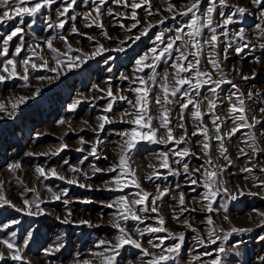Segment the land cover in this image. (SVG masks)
<instances>
[{"label":"rangeland","instance_id":"obj_1","mask_svg":"<svg viewBox=\"0 0 264 264\" xmlns=\"http://www.w3.org/2000/svg\"><path fill=\"white\" fill-rule=\"evenodd\" d=\"M36 2L45 6L35 17L0 23V75L7 77L0 82V104L4 105L0 110V252L4 259L0 264H106L113 256L115 264H149L179 243L181 233L180 251L161 264H211L214 259H220L221 264H264V0H201L195 15L206 24V10L213 7L215 46L207 43L213 35L208 27L200 29V36L190 38L188 25L193 14L182 13L192 0H75L64 15L60 13L70 0H30L25 6ZM134 2L141 7L133 9L130 5ZM239 8L245 12L241 14ZM5 10L0 8V14ZM229 17L232 23L225 25ZM16 28L22 32L4 45L3 40ZM241 30L243 38L238 35ZM158 35L161 40L156 39ZM177 35L182 40L175 41L171 57L165 53L155 59ZM49 40L58 52L48 47ZM194 42H198L197 48L192 47ZM4 47L8 48L6 56ZM238 47L243 49L239 53ZM17 48L21 49L19 55ZM181 52L187 55L186 61L179 59ZM9 59L16 62L15 75H10L11 66L9 72L4 71ZM196 59L199 71L210 75L197 77L195 69L181 73L192 83L172 96L179 77L171 65L187 66ZM212 59L218 62L217 68L209 63ZM24 60L29 64L25 66ZM57 60L62 63L57 65ZM52 68L56 71H50ZM153 73L154 80L150 79ZM165 73L167 101L161 87ZM25 74L27 80L22 79ZM140 78L146 83L141 84ZM137 88L139 93L134 91ZM109 89L112 96H108ZM145 90V118L153 117L151 127L157 129V140L162 142L140 140L129 149L125 144L128 137L122 133L132 128L148 131L129 123L140 110L137 100L144 103ZM184 92L193 99L187 109L181 108L189 99ZM121 96L126 99H119ZM240 100L244 111L233 112L232 105L239 109ZM76 101V108L70 109ZM110 103L112 111L108 112ZM197 103L199 119L193 115ZM13 104L18 106L13 108ZM165 109L173 140H168L162 127L160 117ZM241 115L246 119H238ZM101 116L112 120L103 129L99 128ZM204 144L209 145L207 150ZM221 145L226 152L221 151ZM185 150L186 155H177ZM164 154L168 167L163 166ZM122 155L127 167L112 171ZM16 163L21 167L10 169ZM38 168L45 175H40ZM52 169L57 175H52ZM205 170L218 173L213 189L227 188L228 193L221 191L206 199L210 190L205 187ZM144 193L149 194L144 204H131ZM181 194L183 205L179 203ZM122 197L128 199L140 221L120 219L116 202ZM210 202L218 211L206 210ZM145 206L158 211H141ZM209 217L212 225L207 223ZM116 223L142 247L114 249L121 235ZM149 227L166 231L149 232ZM233 228L248 231L232 232ZM213 229L214 235H210ZM5 239L15 248L8 249L2 242ZM59 245L62 247L55 251ZM221 247L224 253L218 251ZM17 249L21 259L13 260ZM49 249L54 254H49ZM145 249L150 255H144Z\"/></svg>","mask_w":264,"mask_h":264},{"label":"snow or ice","instance_id":"obj_2","mask_svg":"<svg viewBox=\"0 0 264 264\" xmlns=\"http://www.w3.org/2000/svg\"><path fill=\"white\" fill-rule=\"evenodd\" d=\"M46 2L50 3L51 0H46ZM100 2L104 3L105 0H100ZM119 2H120V0H117V3H119ZM254 2H258V0H254ZM27 3H30V0H0V8L6 9L2 14H0V23L11 21V20H13L16 17H20L21 22H22L24 16L35 17L37 15V13L40 12L41 8L45 6L44 3L36 2V3L32 4V6L29 7V6H25ZM200 3H201V0H192V3L187 8V11L182 13L183 15H188L189 13L193 14L191 23L188 25V27L190 29L189 36H190V38L194 37V36H200L201 35L200 29L203 28V27H208V28H210V30L213 33V35L210 37V39L207 41V43L209 45L215 46L217 44L218 37L215 34L216 33V28L212 27V23H213V21H212V13H213L214 9H213V7H208L207 8L206 17H204V19H206V24H201L200 20L202 18L195 15V13L199 11ZM213 3H214V0H213ZM73 4H75V0H70V2L68 4V7H66L64 9V11L61 12L60 14L64 15L68 11V8H70ZM130 6L133 9L141 7L140 4L135 3V2L132 3ZM168 10L172 11V6L171 5L169 6ZM238 11L241 14H243L245 12V9L239 8ZM96 12H97V14L99 13V8L96 9ZM132 16H133V18H135L136 13L133 12ZM230 23H232L231 17H229V18L224 20V24L225 25L230 24ZM89 26H91V25H89ZM59 27L60 28L64 27L63 22L60 23ZM72 31L75 32L77 30L75 28H73ZM178 31L179 32H183V29H179ZM21 32H22L21 28H16L15 30H13L3 40V44L7 45L9 43V41H11L14 37H16ZM238 35L241 38H243V30H241L240 33H238ZM139 38L140 37H136L137 40ZM60 39L65 40L66 38L61 36ZM156 39L157 40H161V36L158 35L156 37ZM176 40H182V36L177 35L175 37V40H173L172 42L168 43L166 45V47L159 53V56L155 57V59L159 60L161 57H163L165 55V53H167L168 56L171 57L170 50L173 49V46H174ZM47 44H48V47L53 52H58V49L53 47L51 40L47 41ZM197 45H198V42H194L192 44V47L193 48H197ZM69 49L71 50V46L70 45H69ZM101 50H103V46H101ZM242 50L243 49L240 48V47L236 48V51L238 53L241 52ZM20 51H21V49L17 48L16 49V54L19 55ZM152 51H153V53H155L156 49L153 48ZM2 54L5 55V56L8 54V48L7 47L3 48ZM193 54L197 55L198 53H193ZM89 58H91V57H89ZM41 59H43V57H41ZM75 59H79V57H77ZM179 59L183 60V61H186L188 59V57L183 52H181L180 56H179ZM56 63H57V65H60L62 63V61L57 60ZM209 63L212 64V66L214 68H217L219 66L218 62L216 60H214V59L210 60ZM23 64L26 66V65L29 64V61L28 60H24ZM137 64L138 65L141 64V60H138ZM198 65H199V59H196L194 63H188L187 66H185L183 63L172 64L171 65V67L176 70L175 71V76L179 77V79L176 80L177 87H174V88L171 89V95L172 96H176L177 93L180 91V87H182L183 85H185V84L191 85V83H192L191 79H189L188 77L181 76V73H188V72L193 71V69H195L197 77L202 76V75H210L208 73L200 72L199 69H198ZM9 66H11L10 75H15L16 74V62H15V60L9 59V60L6 61L5 65H4V71L5 72H9ZM44 66L45 67L47 66V61H44ZM145 66L149 67V68L152 67L151 64H147ZM31 67L33 69H35L37 67V65L35 63H33L31 65ZM138 70L139 71H143V68H140ZM24 71H25V73H27L28 68L25 67ZM50 71H56V69L52 68V69H50ZM6 78L7 77H5L4 75H0V82L4 81ZM22 79L27 80L28 76L25 74L22 77ZM40 79H43V78L41 77ZM150 79H153V80L155 79V73H153V76L150 77ZM167 79H168V74L165 73L164 74V83L161 85V87L163 89L165 101H167V98H168V95H169V87H168V84H167ZM244 79H247V77H244ZM140 83L141 84H145L146 81H144L143 78H140ZM197 87H199V85H197ZM134 91L139 93L141 91V89L137 88V89H134ZM112 95H113L112 91L109 89L108 90V96H112ZM183 95L189 96V93L188 92H184ZM146 96H147V90L144 91V97L142 98L144 100V103H141V99L137 100V104H140V110L135 114V118L133 120L129 121V123L137 125L139 127V129H148V131L147 132L138 131L137 128H132L130 132L126 131V132L122 133L123 136L128 137V139L125 141V144L127 145V147L129 149L134 148L136 143L138 141H140V140H147V141H150V142H153V143L162 142V141L157 140V136H156L157 129H154V128L151 127V122H152L153 117L147 116V118H145V114L147 112ZM119 99L124 100V99H126V97L121 96V97H119ZM21 102H23V100H21ZM78 103H79V101H76L75 103L70 105L69 106L70 109H75ZM129 103H132V102L129 101ZM156 103L160 104L161 100L159 98H157L156 99ZM190 104H193V99L189 96V99L185 103H183L181 105V108L182 109H187ZM243 104H244V101L240 100L241 107L239 109H237L236 105L233 104L232 105L233 112H235L237 110L240 111V112H243L244 111V108L242 107ZM17 106H18L17 104H13V108H16ZM211 107L214 108L215 104L212 103ZM195 108H196V111L193 113V115L197 119H199L201 117V112H200V106H199L198 103L195 104ZM3 109H4V105L0 104V110H3ZM106 111H108V112L112 111V104L111 103L108 105ZM99 119L101 121H103L102 123L99 124V128L100 129H103L105 127L106 123H111L112 122V120L108 116H101V117H99ZM160 119L162 121V127H164L167 130V132H168V140H173L174 137H172V135H171V129L168 128L169 120H168V110L167 109L164 110L163 115L160 117ZM216 119L218 120L219 117H216ZM238 119L245 120L246 117L241 115V116L238 117ZM60 122L63 123V121H60ZM215 122L216 121L214 120L213 123L215 124ZM181 127H183V125H181ZM216 130H217V132H219V126H217ZM203 131H204V135L207 137V129L205 128ZM193 134L195 135V133H193ZM216 139L217 140H222V137L217 136ZM64 147H67V145H63L62 146V148H64ZM208 148H209V145L208 144H204V149L207 150ZM79 150L82 151L83 149H79ZM221 151L222 152H226V149H224L222 145H221ZM95 154H96V148L93 147L92 148V155H95ZM186 154H187V150H185V152H182V153H177V155H186ZM225 158L227 159V157H225ZM177 162H179V161H177ZM209 163H211V161H209ZM120 166L127 167V162H126V159H125V157L123 155L120 157V164L118 166H114L111 170L115 171L116 167H120ZM163 166L164 167H168L167 154H164V164H163ZM9 167H10V169H19L21 167V165L19 163H16V164L10 165ZM37 171L40 173V175H42V176L45 175L44 170L42 168H38ZM51 171H52V175H54V176L57 175L56 172H55V169H52ZM73 171H76V169H73ZM96 171H100V169H96ZM196 171H199V169H197ZM246 171H247V169H246ZM184 172L185 173L188 172L187 164L184 165ZM132 175H134V173H132ZM204 175L207 178L206 182H205V187L210 190L209 193L205 197L206 199L209 198V196L210 197L218 196L221 191H223L225 193H228V189L227 188L221 189L219 186H217L215 189H213V184H215L217 182V180L219 179L218 173L216 171H214V170L213 171L205 170ZM59 178L60 179H65L64 177H59ZM68 183H70V184L71 183H75V181L69 180ZM133 183L135 184V187H137V188L140 187L139 184L136 183L135 181H133ZM192 183L195 184V183H197V181L196 180H192ZM80 187H85V185L81 184ZM137 195L139 196V193H137ZM148 195H149L148 193H144L142 199H135L134 201L131 202V204H135V205L144 204L145 200H147ZM56 199H59V197L57 196ZM231 199L235 200L236 196L232 195ZM24 203L28 204V201L25 200ZM179 203L181 205H183L185 203L183 194H181V196H180ZM116 204L120 208V213H119L120 219L125 220V221L128 220L129 218H131L133 220H136V221H140L141 220V217L139 215H137L136 212H134L132 210V207L130 206V202L128 201V199L126 197H122L120 200H118L116 202ZM107 206L109 208H112L113 204H109ZM149 210H151L152 212H157L158 211V209L155 208V207H152L151 209H149L147 206H145V207H143L141 209V211H143V212H148ZM206 210L208 212L218 211V209H213L211 202L207 205ZM28 214L29 215H33L32 212H29ZM261 215L264 216V213H262ZM226 218L227 217H225V219ZM64 222L65 223H69L70 221L65 220ZM80 223H84V224H88L89 226H92L90 224V222H88V221H80ZM159 223H160V225L164 224L163 218H161L159 220ZM207 223L209 225H212L213 224V220L209 217L207 219ZM114 227H116L119 230V232L121 233V235L118 237V243L113 246L114 249L123 248L125 245H133V246H135L138 249H140L142 247L141 244L137 240L132 239L131 236L128 233L125 232V229L123 227H121V225L119 223H116L114 225ZM188 227L191 228L192 226L189 224ZM146 230L149 231V232H163V231H166V229H164L163 227H149ZM243 231H248V230H246V229H236V228L232 229V232H243ZM210 235H214V229L210 231ZM13 236H15V233H13ZM172 238L173 239H177V237H175V236H173ZM178 239L180 241L179 243H177V244H175L173 246H170V247H168L166 249L167 254L161 255L158 258H156V259H154L152 261H149V264H161L162 261L167 262V261L173 259L174 258L173 254L178 253L180 251L181 245H182V243L184 241V234L183 233L179 234ZM225 239H227V237H225ZM2 242H3V244H5L7 246L8 249L15 248V245L13 243H11L7 239L3 240ZM104 243H109V242L101 241V244H104ZM213 243H215V241H213ZM160 246L161 245H154V247H160ZM60 247H62V245L57 246L55 251H59ZM143 251H144V255H150V253L146 249L143 250ZM218 251L220 253H224L225 252V248L221 247V248L218 249ZM48 252H49V254H54L52 249H49ZM3 259H4V254L2 252H0V260H3ZM12 259L13 260H20L21 259V256L19 255V250L18 249L16 250V253L14 255H12ZM197 259H199V257H197ZM84 264H88V262L85 261ZM106 264H115V256L107 258L106 259ZM211 264H221V260L220 259H214L211 262Z\"/></svg>","mask_w":264,"mask_h":264}]
</instances>
